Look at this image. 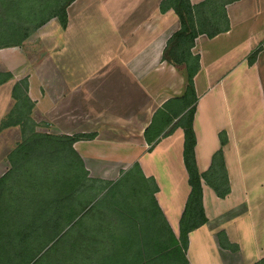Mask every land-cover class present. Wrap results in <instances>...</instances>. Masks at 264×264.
Wrapping results in <instances>:
<instances>
[{"label": "crops", "instance_id": "1", "mask_svg": "<svg viewBox=\"0 0 264 264\" xmlns=\"http://www.w3.org/2000/svg\"><path fill=\"white\" fill-rule=\"evenodd\" d=\"M173 2L75 0L65 29L51 19L21 40L0 32V142L12 138L0 169L23 123L39 134L93 136L73 146L88 173L113 163L120 177L138 165L154 180L158 208L178 237L190 193L183 133L176 120L161 126L164 104L184 84L183 72L163 61L180 30ZM187 3L196 34L189 54L198 60L194 159L206 223L188 234L186 259L264 264V0ZM18 6L0 0V20ZM52 27L59 30L53 45Z\"/></svg>", "mask_w": 264, "mask_h": 264}, {"label": "trees", "instance_id": "2", "mask_svg": "<svg viewBox=\"0 0 264 264\" xmlns=\"http://www.w3.org/2000/svg\"><path fill=\"white\" fill-rule=\"evenodd\" d=\"M43 1L48 14L41 24L56 19L65 29L66 8L75 0ZM172 6L180 30L167 41L163 61L183 72L184 84L180 97L164 104L161 126L176 120L173 127L183 133L190 193L178 237L138 165L120 181L93 180L73 148L93 136L39 134L32 126L25 135L24 126L22 141L7 156L9 169L0 177V264H188L187 236L206 223L192 128L198 60L189 54L196 34L187 0H174ZM131 171L136 176L129 177ZM124 177L130 180L122 185Z\"/></svg>", "mask_w": 264, "mask_h": 264}, {"label": "rangeland", "instance_id": "3", "mask_svg": "<svg viewBox=\"0 0 264 264\" xmlns=\"http://www.w3.org/2000/svg\"><path fill=\"white\" fill-rule=\"evenodd\" d=\"M18 1H19L18 11L8 13L7 20H5V21L0 20V25L1 26L3 25V27L0 28V32L4 33L6 31V33L8 35V36H6V35L3 36L4 40H15L16 35L21 40V38L23 36L28 34L36 25L41 23L43 21V19L45 18V16H47V14H48V5H44L43 0L42 1L41 0H18ZM53 20H55L54 25L57 28L58 25L55 24L57 22V20L56 19H53ZM16 26H17V32H16ZM54 29L55 28L52 27L50 30V35L52 37V39H51L52 45L57 41L58 31H59L57 29L56 30H54ZM22 127L25 128V131L27 132L26 134L23 133ZM37 130L39 132H42V126H38ZM28 132H29V128H27L26 123H23L20 126V139H19L20 141L19 142L22 141L24 134L25 135L29 134ZM53 132L54 131H52V133ZM55 132L58 133V132H61V130H58ZM11 139L12 138H9V136H8L6 139H4L2 142H0V152H2V155L7 154L9 152V149L6 148L5 144L8 142L10 143ZM13 140H14V138H13ZM3 162L6 163V159ZM4 167L5 168L0 169V177L3 174H5L9 169L8 164H5ZM120 167L121 166L113 164V163H104V164L101 163V164L94 166L91 169L89 177L93 180H100V179H97L96 177H99L102 175L104 176V172H105L107 177H106V179H102L101 181L104 183H114V182L120 181L119 179H121V177H123V174L127 173L132 168L131 167L128 170L124 171L120 175V177H118ZM123 168H125V167H123ZM128 175H129V177L136 176V172L131 171V173H129ZM129 177L128 178L124 177L121 180L123 182L122 185H124L126 183V181L130 180ZM147 184H148V187H150L152 191H153V188H155L154 194L152 195V197H153L154 201L156 202L154 195L157 192V187H156L154 180L151 178L150 181L147 182ZM102 186H106V185L104 184Z\"/></svg>", "mask_w": 264, "mask_h": 264}]
</instances>
